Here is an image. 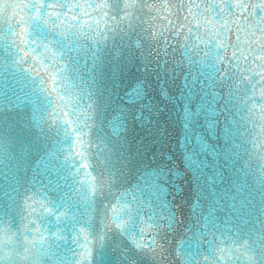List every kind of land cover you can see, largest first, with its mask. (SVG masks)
I'll return each instance as SVG.
<instances>
[{
  "label": "water",
  "instance_id": "water-1",
  "mask_svg": "<svg viewBox=\"0 0 264 264\" xmlns=\"http://www.w3.org/2000/svg\"><path fill=\"white\" fill-rule=\"evenodd\" d=\"M27 2L0 0V8L5 3ZM73 2L105 4V0ZM260 3L124 0L128 7L122 4L116 9L109 0L103 8H88L90 15L75 13L80 16L78 21H72L69 13L72 29L62 24L59 31H67L63 39L71 51L66 49L61 56L59 47L53 46L61 37H50L58 70L56 83L49 80L46 85L51 95L43 93L41 103L27 88H17L14 96L8 83L0 82L7 92L0 91L4 110L0 119V204L13 205L3 226L13 241L34 239L29 255L47 253L40 264H75L79 246L56 241L53 231L59 233L73 216L79 218L77 230L90 220L98 224L105 212L107 223L122 224L128 221L127 209L131 208L132 215H138V229L133 233L137 242L148 249L165 245L163 257H157L159 264H248L242 244H250L256 233L264 231V115L259 107L251 114L230 101L228 81L221 77L237 66L239 56L233 57V45L239 43L248 55L249 47L243 41H256L251 47L258 51L248 61L253 68L257 64L251 61L264 54L259 48L264 43L259 31L264 27V12L254 7ZM14 11L19 15L13 16ZM4 15L0 12V27L7 30ZM6 15L15 23L28 13L8 8ZM209 18L210 23L193 27ZM224 23L226 28L221 27ZM238 24L246 28L247 36L237 31ZM42 51L32 55L42 59ZM21 55L15 54L16 58ZM36 68L44 71L39 64ZM185 81L204 97L208 109L187 129L179 98ZM210 92L217 94L215 100ZM29 97L35 103H29ZM192 107L195 111L196 105ZM75 153L81 155L67 159ZM81 163L88 167L76 173ZM69 167L75 176H69ZM128 168L132 173L127 181L112 187L107 199L86 198V188L94 178L122 169L127 173ZM160 168L165 174L159 189L142 182L137 187V175ZM57 182L62 188L58 195L66 203L59 209L49 206L53 212L67 211L60 224L55 216L40 219V204L55 200L50 189ZM32 208L36 211L29 216ZM25 225L32 231H25ZM239 228L243 232L238 237ZM84 235L96 257L90 264H120L118 251L111 247L102 249L104 258L99 259L92 228H86ZM4 253L14 254L12 246L0 247V254ZM144 264L153 261L147 259Z\"/></svg>",
  "mask_w": 264,
  "mask_h": 264
},
{
  "label": "snow or ice",
  "instance_id": "snow-or-ice-1",
  "mask_svg": "<svg viewBox=\"0 0 264 264\" xmlns=\"http://www.w3.org/2000/svg\"><path fill=\"white\" fill-rule=\"evenodd\" d=\"M108 3L109 0H105V4L102 5L91 3L81 4L79 2H73V0H28L27 3L19 5H9L5 3L3 8H0V12L5 14L3 23L8 25L7 30L0 27V82H7L9 88H12L14 96L16 95L17 88H19L20 91H24V89L27 88L28 91L36 97V100L42 103L41 97L43 93L48 91L49 95H51V92L46 88L47 83L51 80V82L55 84V75L58 74V70L55 69L57 54L56 52H52L49 48V44L52 43L50 37L54 35L61 37L53 46L59 47L60 54L63 56L65 50L71 51V48L65 44L63 39L67 36V31L61 32L59 29L62 24H68V30L72 29V25L68 23L67 20L69 13L73 14L71 16L72 21H78L80 16L75 13L79 12L87 16L90 15L87 11L88 8L100 9L105 7ZM122 4L125 9L128 7L127 4H124V0H111V6L116 9H119ZM196 7H200V5H196ZM216 7L219 8V5ZM254 7L264 12V0ZM8 8L27 11V18L21 17L15 20V23H11L10 20L12 17L6 15ZM208 11H212L211 6L208 7ZM189 12H191V8ZM253 14L255 15V13ZM16 15H19V13L14 11L13 16ZM105 15H107V13H105ZM210 22V18L208 20L198 21L193 27L199 28L201 23L208 24ZM262 22H264V20H262ZM221 27L226 28L227 23L221 24ZM237 31L244 32L247 36V30L242 25H237ZM259 31L261 34H264V27H260ZM253 35H255V33H253ZM240 39V36L237 35L236 40L239 42ZM254 43H256V41L251 39H245L243 41V44L249 47L248 55H244L245 49L241 47L239 43L233 45V47L236 48V51L232 54L233 57L239 56V59L235 61L237 66L230 72L225 73L224 77H221V80L226 78L228 81L227 87L229 88L230 101H235L236 105L243 107L251 114H254L257 107H259L262 110V115H264V54H257L251 61V63L257 64V67L253 68L248 65L251 54L258 51L256 48L251 47ZM218 47L222 48L223 44L218 45ZM259 48L264 50V43L260 44ZM40 49H43V51L40 52L42 59H37L32 54ZM17 52L22 53L19 58L15 56ZM205 55L207 56L209 54L205 53ZM240 60L245 62L244 65L240 64ZM45 61H47V64H45ZM29 63L31 67L25 68L23 66ZM37 64L44 70L43 72L36 68ZM217 75H219V72ZM8 77H11L10 81ZM196 82V80H193L192 84L195 85ZM209 87H211V85ZM141 90H144L143 85H141ZM0 91H3V94L7 95V92L2 88H0ZM161 91L164 92L163 89ZM181 92L182 94L179 98L183 103L185 128L187 129L188 125L193 123L200 116L201 112H208V109L205 107L204 97L195 92L194 88L189 85L187 81H185ZM140 94L141 92L138 90L137 96L139 97ZM144 94L146 95L145 90ZM25 95H28V93L26 92ZM208 95H211L213 100L217 98L215 92H210ZM16 98L20 99L19 96H16ZM47 98V96L43 97V99ZM29 103H35V101H32L31 97H29ZM208 103L211 102L209 101ZM194 104L196 105L195 111L192 107ZM3 113L4 110L0 108V119L3 118ZM208 114L211 115V113ZM208 124L212 126L210 121ZM75 155H81V153H75L67 159L72 160L75 158ZM189 160L191 161V157H189ZM129 163H131V161H129ZM87 167V164L81 163L80 167L76 168V173ZM67 171L69 176H75L71 167H69ZM131 173V168L127 169V173L123 169L116 173L109 171L106 177L101 173L99 178H94V182L88 184L86 188V198L102 197L103 199H107L108 196L111 195V188L126 182L128 175ZM164 174V168L152 169L151 171L145 170L142 174L135 177L137 179V187H139L142 182L148 188L155 187L159 189L160 181L164 179ZM64 179L67 181V177ZM78 182L81 185L86 183L85 181ZM52 183L53 182L49 180V184L52 185ZM50 190L55 200L40 204V208L42 209L40 219L43 220L45 216H55L56 223L60 224L63 218L67 217V211L53 212L52 207L49 205H54L57 209L65 206L66 201L64 197L58 195V193L62 192L61 184L57 182ZM143 190L144 189H141V191ZM45 199H47V197ZM92 202L95 204V200ZM9 210H13L12 204H0V234L3 236V239L0 240V247L11 245L14 254H0V262H2V264H8V261H12V264H40L41 258L46 256L47 253H41L40 256L29 255L31 250L29 243L34 245L36 241L33 239V241L29 242L25 238L23 241L19 242V244H16L12 236L9 235L8 229L3 227L6 222L4 217L9 215ZM34 211H36V209L32 208V211L29 212L28 215L31 216ZM127 212L129 219L122 224L114 226V222L107 223V213L105 212L98 224H94L90 220L79 230H77L75 226L79 218L73 216L70 221L65 223L64 227L60 229L59 233L53 231V237L56 241H62L66 246L70 243L79 246L81 251L75 253L78 257L75 264H90L91 260L96 259V257H93L91 249L87 246L88 236L84 235L86 228L93 229V239L96 242L95 247L100 253L99 259L104 258V253L101 250L111 247L112 251H118L120 264H144V261L147 259H151L153 264H159L157 257H163L166 251L165 245L159 243L158 246H153V248L148 249L144 244L138 243L133 235L138 229V215H132L131 208L127 209ZM24 219H28V217L26 216ZM29 223L35 225L36 222L29 221ZM24 230L28 232L32 231L27 225L24 226ZM37 231H39V229H37ZM74 231L77 232L75 236L72 235ZM125 232L129 233L128 237L124 236ZM241 232H243V228H239L237 233L238 237ZM82 239L85 243H80ZM41 243H43V241H41ZM59 246L60 245L57 244V247ZM242 248L246 254L245 259L248 264H264V231L256 233L255 238L251 240L250 244L247 242L243 243ZM69 251L75 252V250L71 248ZM239 258L240 257L237 256V259ZM205 259H207V257ZM218 259L220 258L218 257Z\"/></svg>",
  "mask_w": 264,
  "mask_h": 264
}]
</instances>
